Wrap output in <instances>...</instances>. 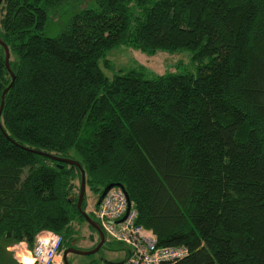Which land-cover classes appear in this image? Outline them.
Returning <instances> with one entry per match:
<instances>
[{"label": "trees", "instance_id": "trees-1", "mask_svg": "<svg viewBox=\"0 0 264 264\" xmlns=\"http://www.w3.org/2000/svg\"><path fill=\"white\" fill-rule=\"evenodd\" d=\"M70 4L0 6L15 75L0 127V264H21L8 249H33L42 231L72 246L87 223L82 170L95 208L122 186L159 246L188 248L170 264H264V0H94L46 37ZM121 46L191 51L196 73L110 79L100 63ZM5 60L0 45V106Z\"/></svg>", "mask_w": 264, "mask_h": 264}, {"label": "rangeland", "instance_id": "rangeland-1", "mask_svg": "<svg viewBox=\"0 0 264 264\" xmlns=\"http://www.w3.org/2000/svg\"><path fill=\"white\" fill-rule=\"evenodd\" d=\"M93 2L94 0H71L70 5L65 8L62 7L58 10V13L50 15L44 35L49 38L56 37L74 14L92 6ZM105 59L108 61L109 67L105 64V60H102L100 65L110 79L118 73H126L131 70H142L146 78H154L169 73H196L197 70L192 64L193 53L191 51H180L174 54L160 51L155 54H149L137 48L121 46L108 51ZM86 196V212L92 215L99 196L95 192L89 191V189L86 190ZM93 219L96 221L95 217ZM77 228L79 232L76 235V248L83 252L93 250L95 243L91 235H94V232L89 225L83 222ZM17 246H12L8 249L14 259L18 263H20L19 260L21 259L25 264H27L26 260L31 261L29 264H33L31 257L25 253L28 249L31 250L29 246L27 250L21 248L20 245L19 247ZM124 259L125 249L123 246L107 237L105 245L98 253L91 256L71 254L69 262L70 264H111L121 262Z\"/></svg>", "mask_w": 264, "mask_h": 264}, {"label": "built area", "instance_id": "built-area-1", "mask_svg": "<svg viewBox=\"0 0 264 264\" xmlns=\"http://www.w3.org/2000/svg\"><path fill=\"white\" fill-rule=\"evenodd\" d=\"M106 238L122 245L125 259L111 264H170L186 258L185 246L161 247L156 235L136 224L137 211L123 187L110 189L93 211ZM63 237L51 231L36 236L34 248L27 251L33 264H65L61 250ZM21 264H24L21 259Z\"/></svg>", "mask_w": 264, "mask_h": 264}, {"label": "water", "instance_id": "water-1", "mask_svg": "<svg viewBox=\"0 0 264 264\" xmlns=\"http://www.w3.org/2000/svg\"><path fill=\"white\" fill-rule=\"evenodd\" d=\"M2 2H3V0H0V6H1ZM0 45L3 46V48L5 49V52H6V60H5L6 67H7L8 71L10 72V74L12 76V82H11L10 86L3 92V95H2V102H1V106H0V127H2V125H1V116H2V113H3L4 107H5L6 96H7L8 92H9L10 88L14 85L15 75L12 72L11 66H10V51H9V48L6 46V44L1 39H0ZM41 154L46 156V157H48V158H50V159H52V160L58 161L60 163H65V164L75 165L77 167H80V164L78 162H75V161H72V160L60 159V158L54 157V156L49 155V154H44V153H41ZM114 187H122V186L110 185L109 187H107L104 190V192H103V194L101 196V199L106 195V193L110 189H112ZM85 196H86V175H85V171L82 170V184H81L80 197H79V201H78V208L82 212V214H83L85 220L87 221V223L90 226H92V228H94L98 232V235H99V238H100V242H99V244L97 245L96 248H94L93 250L88 251V252H83L81 250L74 249V248L66 249L63 252V259H64L65 264H70V262L68 261V256L71 253L72 254L83 255V256H91V255H94V254L98 253L101 250V248L106 243V236H105L104 232L102 231V229H101L100 225L98 224V222H96L89 214H87L86 211L82 210V205H83ZM101 199L99 200L98 204L100 203Z\"/></svg>", "mask_w": 264, "mask_h": 264}, {"label": "crops", "instance_id": "crops-1", "mask_svg": "<svg viewBox=\"0 0 264 264\" xmlns=\"http://www.w3.org/2000/svg\"><path fill=\"white\" fill-rule=\"evenodd\" d=\"M93 242L95 243V240H93ZM20 245V247L21 248H23L24 250L26 249L27 250V248H28V244L27 243H21V244H19ZM19 245L17 246V247H19ZM27 251H29V249L27 250ZM27 251L25 252V253H27ZM28 254V253H27ZM28 256V255H27ZM30 256V255H29ZM28 261V260H27ZM30 263H31V261H29Z\"/></svg>", "mask_w": 264, "mask_h": 264}, {"label": "flooded vegetation", "instance_id": "flooded-vegetation-1", "mask_svg": "<svg viewBox=\"0 0 264 264\" xmlns=\"http://www.w3.org/2000/svg\"><path fill=\"white\" fill-rule=\"evenodd\" d=\"M69 248H74V249H77L76 248V241L75 242H72V246L71 247H67V248H65L64 250H63V252L66 250V249H69ZM72 254V253H71ZM70 254V255H71ZM70 255L68 256V261H69V257H70Z\"/></svg>", "mask_w": 264, "mask_h": 264}, {"label": "bare ground", "instance_id": "bare-ground-1", "mask_svg": "<svg viewBox=\"0 0 264 264\" xmlns=\"http://www.w3.org/2000/svg\"><path fill=\"white\" fill-rule=\"evenodd\" d=\"M29 256V254H27ZM30 257V256H29ZM32 263L34 262L33 259L31 258ZM27 261V260H26ZM23 262V261H22ZM24 263V262H23ZM27 264H29V261L26 262ZM25 264V263H24Z\"/></svg>", "mask_w": 264, "mask_h": 264}]
</instances>
